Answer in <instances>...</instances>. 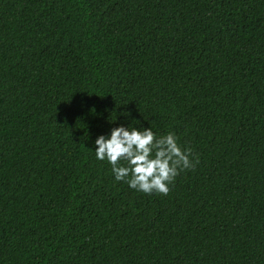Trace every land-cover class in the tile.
<instances>
[{
  "label": "trees",
  "instance_id": "1",
  "mask_svg": "<svg viewBox=\"0 0 264 264\" xmlns=\"http://www.w3.org/2000/svg\"><path fill=\"white\" fill-rule=\"evenodd\" d=\"M133 119L166 195L91 151ZM0 264H264V0H0Z\"/></svg>",
  "mask_w": 264,
  "mask_h": 264
},
{
  "label": "clouds",
  "instance_id": "2",
  "mask_svg": "<svg viewBox=\"0 0 264 264\" xmlns=\"http://www.w3.org/2000/svg\"><path fill=\"white\" fill-rule=\"evenodd\" d=\"M133 121L97 134L91 151L97 160L107 161L115 181L145 194L166 195L180 172L195 167L198 156L190 147H182L173 132L158 135L150 125L136 126L138 121Z\"/></svg>",
  "mask_w": 264,
  "mask_h": 264
}]
</instances>
